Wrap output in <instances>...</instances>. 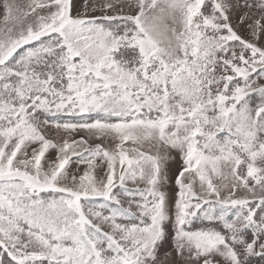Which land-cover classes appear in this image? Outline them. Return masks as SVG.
<instances>
[{
  "label": "snow or ice",
  "instance_id": "snow-or-ice-1",
  "mask_svg": "<svg viewBox=\"0 0 264 264\" xmlns=\"http://www.w3.org/2000/svg\"><path fill=\"white\" fill-rule=\"evenodd\" d=\"M0 8V264L264 261V0Z\"/></svg>",
  "mask_w": 264,
  "mask_h": 264
},
{
  "label": "rangeland",
  "instance_id": "rangeland-1",
  "mask_svg": "<svg viewBox=\"0 0 264 264\" xmlns=\"http://www.w3.org/2000/svg\"><path fill=\"white\" fill-rule=\"evenodd\" d=\"M16 2L18 4H20L21 6H26L30 0H16ZM125 11H129L128 9H125ZM97 15H99V12L95 13ZM3 9L0 8V27L3 26ZM240 34L244 37L248 36V32L246 29L241 30ZM27 47V46H26ZM257 84H264V80H258ZM257 101L259 100V97H256ZM45 134L51 138L54 139L57 142H61L62 138H64L65 134L62 131H58L57 129H55V127H48L45 130ZM85 137L89 140L90 144H95V143H101V141L96 140L95 138L92 137H88L87 133L80 131L77 133L73 134V137L76 139H79L80 137ZM104 146L106 148H108V150H113L115 144L114 141L111 140V138L106 139L104 142ZM128 147H131L132 145L129 144L127 145ZM147 153H150L152 155H155L157 153V147L151 144H145L143 146V148L141 149ZM159 152L161 154V156H166L167 158L162 161V186L160 188L161 191H163L165 193V197H166V207L169 210L170 214L175 213V200L177 198V193H178V186L175 183V180L178 176V172L180 170V166H181V161H180V157L179 155L175 152H166L163 148L159 149ZM52 154L50 153V156ZM54 158V157H53ZM99 163V162H98ZM86 165H77V164H72L71 165V170L74 173L77 174H81L82 171L86 168ZM106 171V168H97V175L100 176L103 174V172ZM129 187H137V185H132L131 183H129L128 185ZM139 187H143L144 185H138ZM197 191H199V189L197 188ZM238 196H244L246 195V193H244L243 191H240L237 193ZM196 227H200L201 226V222L200 221H196L195 222ZM168 247H170V245H168ZM174 255V254H173ZM170 259L172 258V256L169 257ZM176 260H180L179 257H175ZM252 261V264H264V261H260L258 257H253L250 258Z\"/></svg>",
  "mask_w": 264,
  "mask_h": 264
}]
</instances>
